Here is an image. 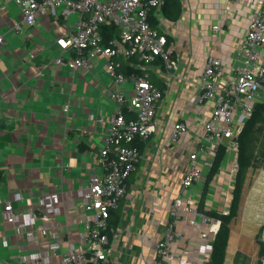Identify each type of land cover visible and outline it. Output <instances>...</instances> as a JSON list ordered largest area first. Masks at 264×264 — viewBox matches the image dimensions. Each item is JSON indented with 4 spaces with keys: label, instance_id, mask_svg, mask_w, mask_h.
<instances>
[{
    "label": "crops",
    "instance_id": "crops-1",
    "mask_svg": "<svg viewBox=\"0 0 264 264\" xmlns=\"http://www.w3.org/2000/svg\"><path fill=\"white\" fill-rule=\"evenodd\" d=\"M178 1L176 20L167 21L161 13L157 19L182 78H170L159 62L140 69L163 90V98L156 106V129L144 142L142 159L127 178L126 196L116 211L118 236L112 238L115 264H145L153 253L169 203L178 194L188 153L204 141L203 123L211 106L196 102L194 82L208 55L220 56L224 65L229 64L255 11L248 0ZM37 20L28 26L12 0H0V33L4 35L0 44V211L3 202L11 201L15 210L40 212L39 198L50 192L61 197L68 191L77 197L89 175L101 171L97 157L109 118L117 110L113 93L131 85L128 80L116 87L100 57L91 59V69L72 71L67 61L73 52L62 50L55 42L68 29L66 24L54 22L51 16H38ZM214 24L220 30H213ZM57 57H61L59 63L54 62ZM66 104L68 112L63 111ZM99 116L104 117V123L97 121ZM175 122L188 127L176 143L169 139ZM225 162L208 182L205 194H209L204 199V204L212 200L214 210L220 213L229 209L234 181H228ZM207 173L204 171L202 180L191 187L194 192L203 194ZM14 193L21 198L14 200ZM59 206L56 220L69 229L70 240L77 242L76 233L83 226L76 221L85 220L86 214L67 211L62 197ZM41 223L38 218L34 239L28 241L0 216V264H20L18 255L45 250L48 236Z\"/></svg>",
    "mask_w": 264,
    "mask_h": 264
},
{
    "label": "built area",
    "instance_id": "built-area-1",
    "mask_svg": "<svg viewBox=\"0 0 264 264\" xmlns=\"http://www.w3.org/2000/svg\"><path fill=\"white\" fill-rule=\"evenodd\" d=\"M12 1L28 26L38 23V16H51L54 22L66 24L68 29L65 28L55 42L62 50L73 52L74 56L67 61L72 71L89 70L91 59L100 57L105 60L116 87L128 80L131 83L130 89L116 88L113 93L117 110L109 118L104 145L97 157L101 171L89 175L88 184L78 191L77 197L68 191L62 192L67 211L80 210L86 214L85 220L76 221L83 226L76 233L77 242L70 240L69 229L56 220L61 212L59 193L43 194L39 198L40 212L15 210L11 201L3 202L2 220L12 223L20 235L28 241L34 239L36 221L40 218L41 230L48 236L45 250L37 247L36 251L18 255L17 260L20 264H115L112 238L118 233L108 226L110 213L119 208L126 196L127 178L142 159V152L135 143H144L154 133L156 106L163 98V90L151 82L146 73L129 78L119 72L117 66L120 59L135 58L139 69L159 62L170 78H182L167 35L149 22L151 8L158 10L164 0ZM248 1L255 5V11L229 64L224 65L220 56L208 55L200 77L194 82L198 90L196 102L211 106L203 123L204 141L188 153L178 194L169 203L162 233L154 240L153 253L144 260L145 264H210L220 220L207 214L214 210L212 200L201 207L202 191L196 193L191 187L202 180L221 146L225 149L228 181L234 180L238 170V135L255 105L264 102V0ZM59 7L61 11L57 12ZM103 26L117 28V34L108 44L103 42ZM212 29L220 30V26L214 24ZM3 40L4 35L0 33V44ZM60 61L61 57H57L54 62ZM68 110L66 104L63 111ZM125 110L131 116L128 117ZM97 121L104 123L105 119L99 116ZM187 132V125L175 122L169 139L176 143ZM20 198L19 193L13 194L14 200ZM56 257L57 260H51Z\"/></svg>",
    "mask_w": 264,
    "mask_h": 264
},
{
    "label": "trees",
    "instance_id": "trees-1",
    "mask_svg": "<svg viewBox=\"0 0 264 264\" xmlns=\"http://www.w3.org/2000/svg\"><path fill=\"white\" fill-rule=\"evenodd\" d=\"M161 15L167 21H174L179 17L180 14V3L178 0H164L163 4L157 10L151 8L149 12L150 24L158 29L157 14ZM101 33L104 39V43L108 44L109 39L115 37L117 34V28L114 26H103L101 27ZM138 64L135 58L129 60H120L117 69L125 76L130 75H141L140 69L135 67L133 64ZM126 115L131 114L124 111ZM140 152L143 151L144 143H135ZM225 159V149L221 146L216 152L212 166L208 170L206 176V185L204 192L201 197L200 205H204L205 192H207L208 182L218 172L221 164ZM238 170L234 177L233 187L231 190V201L228 209V213H220L215 210L207 211V214L220 220L218 231L213 241V251L211 255L210 264H225L227 249L231 234V223L237 216L239 205L242 199L243 186L249 169H264V102H260L255 105L251 115L245 120L241 132L238 135V155H237ZM117 210L110 213L108 220L109 228L116 229L119 222V215L116 213ZM264 234V219L262 224L259 226L256 234V245H257V259L255 264H264V240L262 235ZM111 237V233L108 232Z\"/></svg>",
    "mask_w": 264,
    "mask_h": 264
},
{
    "label": "rangeland",
    "instance_id": "rangeland-1",
    "mask_svg": "<svg viewBox=\"0 0 264 264\" xmlns=\"http://www.w3.org/2000/svg\"><path fill=\"white\" fill-rule=\"evenodd\" d=\"M60 11L61 7L57 9V12ZM225 163L227 164V162ZM263 219L264 169H249L243 186L238 213L231 223V234L225 264L256 263L257 245L255 240Z\"/></svg>",
    "mask_w": 264,
    "mask_h": 264
}]
</instances>
